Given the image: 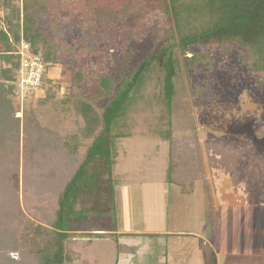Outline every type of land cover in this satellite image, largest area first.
Listing matches in <instances>:
<instances>
[{
  "label": "rangeland",
  "instance_id": "374dc122",
  "mask_svg": "<svg viewBox=\"0 0 264 264\" xmlns=\"http://www.w3.org/2000/svg\"><path fill=\"white\" fill-rule=\"evenodd\" d=\"M8 1L0 0V29L8 28L10 21L5 6ZM166 4L167 0L49 1V9L37 16V22L50 40L63 47V52L60 65L48 69L49 79L58 78L57 84L46 80L52 85L51 100L45 104L33 101L27 106L35 111L40 125L66 141L75 138L74 142L86 150L92 139L84 138L88 132L84 118L72 102L64 103L72 72L76 68L83 72L87 90L96 87L98 74L110 75L117 91L121 69L131 78L150 53L170 43ZM94 10L105 14L101 22L91 25ZM194 54L206 55L210 62L202 61L191 69L182 65L175 78L176 94L170 108L163 97L161 72L146 73L136 88L127 116L128 131L116 144L112 174L102 170L107 181L105 189L109 181L114 185L115 211L77 224L80 232L86 229L108 237H81L83 233H77V244L72 247L74 259L68 264H176L180 253L186 264H215L213 254L202 256V250L207 245L215 246L219 237L205 228L207 212L210 203H215L219 211L228 199L257 210L261 243L256 245L264 249V60H253L245 47L220 45L217 41L187 51L188 57ZM253 64H259L258 71ZM63 87L64 93L56 90ZM111 99L103 95L94 102V108L102 112ZM20 108L17 106L15 111L20 112ZM20 120L23 141L28 135ZM186 148L194 159L202 161L206 176L182 188L169 180L170 154L183 155ZM18 178V202L28 219L41 223L43 217L59 210L56 197L44 196L38 188L25 191L23 177ZM182 224L205 234V241L199 245L201 257L195 250L198 241H193L191 247H185V252L192 255L187 262L184 243L173 246L175 258L170 261V252L165 249L169 237L160 233L164 229L177 230ZM111 230L143 235L109 236ZM154 231L160 235L150 233ZM225 232L227 235L230 231ZM118 244L123 251L134 248L133 253H118Z\"/></svg>",
  "mask_w": 264,
  "mask_h": 264
},
{
  "label": "trees",
  "instance_id": "16d2710c",
  "mask_svg": "<svg viewBox=\"0 0 264 264\" xmlns=\"http://www.w3.org/2000/svg\"><path fill=\"white\" fill-rule=\"evenodd\" d=\"M49 1L60 0L3 2L8 8L6 15L10 21L8 28L0 29V67L3 65V77L0 79L2 264H68L74 259H71L74 254L72 247L77 244V233H83L81 237H108L102 232L91 233L86 229L80 232L82 229L79 230L77 224L80 221L86 223L88 217L102 218V213L115 211L114 185L109 181L105 189L107 181L102 170L112 174L117 141L128 131L127 116L133 103L132 95L142 84L146 73L154 70L163 74V97L170 108L176 94L175 78L182 65L191 69L202 61L210 62L206 55L188 57L187 51L191 47L209 46L217 41L220 45L245 47L253 60H264V0H167L170 43L150 53L131 78H127L121 69L117 91L115 79L110 75L98 74L96 87L87 90L83 85V72L78 68L72 72V84L64 103L72 102L74 107L77 106L87 125L88 132L84 138L92 141L84 150L80 143L74 142L75 138L69 142L57 132L43 128L35 111L27 108L33 101L45 104L51 100V84L58 82L57 78L49 79L48 69L60 65L63 47L50 40L37 22V16L49 9ZM104 14L101 10H94L91 25L101 22ZM24 43L29 45L30 54L40 58L45 65L42 86L48 85L49 90L45 88L46 97L41 100L35 98L34 92L27 91L22 96L19 93V50ZM259 67V64H253L255 71ZM56 90L61 92V88ZM103 95H110L112 99L99 112L94 108V102ZM17 106L21 107L20 112L15 111ZM20 119H23V131L28 135L23 141ZM190 151L186 148L183 155H175L177 158L170 154L169 180L182 188L195 179L205 180L206 176L202 161L194 159ZM198 162L200 166L195 165ZM19 176L23 177L22 188L25 191L38 188L42 189L44 196L56 197L59 210L43 217L41 223L28 219L18 202ZM103 203L107 207H103ZM117 246L120 254L133 252L128 248H125L128 251H123L119 244Z\"/></svg>",
  "mask_w": 264,
  "mask_h": 264
},
{
  "label": "crops",
  "instance_id": "0c3cea01",
  "mask_svg": "<svg viewBox=\"0 0 264 264\" xmlns=\"http://www.w3.org/2000/svg\"><path fill=\"white\" fill-rule=\"evenodd\" d=\"M45 88H48L49 90V86L44 85L37 92H34L37 100H41L46 97ZM64 90V87L61 88L60 93H64ZM212 203H210L208 207L209 210L207 212V223L205 228H210L214 233L216 232L219 237L215 240V246L207 245L208 247H206L205 250H202V256L207 255V252L209 253L208 255L213 254L216 264H264V249L260 250L258 245H256L261 243L260 234L258 233L259 216L257 210L253 207L247 206L246 204H241V202L234 204L233 200L228 199L226 203L220 205V210L218 211V207L215 206V203ZM172 206L175 207L176 204H173ZM201 222L204 223L205 220H202ZM182 226L177 230L172 231H167L164 229V232L160 233L163 236L169 237L167 239L168 242L166 241L165 243V249L170 252L168 256L170 261L171 259L174 261L175 258L173 255V252L175 251L173 248L174 245L178 246L179 243H184L182 247L185 248L186 245L187 247H191V243L193 241H198L195 250L197 255L201 257V248L199 245L200 241L204 240L205 234L203 233L204 235H202L198 232V230L191 227L185 228L186 226L183 224ZM225 230H229L230 232L226 235ZM150 233L160 235L155 231ZM109 234H114L116 237L143 235L142 232L128 231L122 232L120 234L117 230H111ZM128 250L133 251L134 248H130ZM185 251H187L186 248L184 252ZM182 256L184 255L181 253L178 254L177 260L175 259L176 264H186ZM190 256L192 255H188L186 253V262L187 259L191 258ZM195 259L196 258H193L194 261H196ZM166 261L168 262L167 259Z\"/></svg>",
  "mask_w": 264,
  "mask_h": 264
},
{
  "label": "built area",
  "instance_id": "2783aa9c",
  "mask_svg": "<svg viewBox=\"0 0 264 264\" xmlns=\"http://www.w3.org/2000/svg\"><path fill=\"white\" fill-rule=\"evenodd\" d=\"M21 56V67L17 72L19 93L37 92L43 83L45 65L38 57L30 54V47L27 43L22 44L19 50Z\"/></svg>",
  "mask_w": 264,
  "mask_h": 264
}]
</instances>
